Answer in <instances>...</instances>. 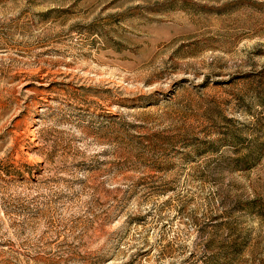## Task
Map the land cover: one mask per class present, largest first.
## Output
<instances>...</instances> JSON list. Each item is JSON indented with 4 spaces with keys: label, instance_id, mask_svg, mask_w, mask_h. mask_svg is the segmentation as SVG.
Returning <instances> with one entry per match:
<instances>
[{
    "label": "rangeland",
    "instance_id": "1",
    "mask_svg": "<svg viewBox=\"0 0 264 264\" xmlns=\"http://www.w3.org/2000/svg\"><path fill=\"white\" fill-rule=\"evenodd\" d=\"M0 264H264V0H0Z\"/></svg>",
    "mask_w": 264,
    "mask_h": 264
}]
</instances>
